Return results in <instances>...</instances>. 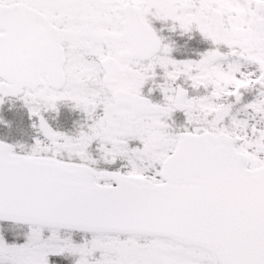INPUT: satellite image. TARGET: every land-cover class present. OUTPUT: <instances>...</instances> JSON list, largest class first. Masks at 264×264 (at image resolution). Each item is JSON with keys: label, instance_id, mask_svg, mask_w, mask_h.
I'll list each match as a JSON object with an SVG mask.
<instances>
[{"label": "snow or ice", "instance_id": "snow-or-ice-1", "mask_svg": "<svg viewBox=\"0 0 264 264\" xmlns=\"http://www.w3.org/2000/svg\"><path fill=\"white\" fill-rule=\"evenodd\" d=\"M209 5L256 23L234 44L210 19L173 14ZM149 17L171 19L182 35L195 27L216 47L176 60ZM220 46L238 60L225 67ZM247 64L258 74L241 71ZM157 68L163 82L148 92L159 89L161 103L142 94ZM181 77L206 94L189 96ZM252 88L264 90V0H0V105L21 99L43 137L25 155L0 142V264L64 253L77 264H264V91L239 110L249 119L232 114ZM67 101L86 116L75 136L44 116ZM176 111L186 116L180 131L167 122ZM95 141L106 164H126L95 167ZM5 223L27 224L26 242L7 244ZM62 227L94 235L75 244Z\"/></svg>", "mask_w": 264, "mask_h": 264}, {"label": "rangeland", "instance_id": "rangeland-1", "mask_svg": "<svg viewBox=\"0 0 264 264\" xmlns=\"http://www.w3.org/2000/svg\"><path fill=\"white\" fill-rule=\"evenodd\" d=\"M219 10L224 13L225 15V22L226 26L223 31H216L214 25V30L217 35H223L224 37L230 38L231 42L234 44H240V40L236 39V37L241 36L242 32L244 31V26L248 25L251 26L256 23V19L249 14H246L244 11L234 8L229 5H218L215 8H212L210 5L207 9H198L195 13L191 11H186L183 8L177 9L174 15L177 18H190L194 21L200 22L203 20H209L210 17L207 15L208 11H216ZM247 17V18H246ZM152 26L156 25L158 30L157 34L162 39L164 44H169L172 46L173 51L171 56L176 60H199L201 58V54L215 48L216 46L211 43L210 40H206L195 27L193 28L191 33L181 34V30L177 27L175 31H173V21L171 19L168 20H160L149 17ZM156 30V29H155ZM183 37L185 39H181ZM189 40V41H188ZM193 40V41H192ZM198 50L197 47H200ZM254 46V45H250ZM192 48L194 51L192 52ZM220 50L225 54L224 65L227 66L228 63L233 61H237L238 57H233L228 55L229 49L226 46H220ZM241 64L244 62L239 60ZM241 71L247 72H257L258 74V66L254 64H247L241 68ZM157 77L155 82L149 80L142 89V94H145L149 88H155L156 84L163 82V73L162 70L157 68ZM178 82L183 83L186 87H190L191 81L185 82V78L181 77V79L177 80L175 83ZM256 91V94H255ZM260 89H248L244 90L241 89L242 92V100L239 104H235L232 109V114L237 115L238 120L249 119V116H246L243 111H239L243 108L244 104L253 102L257 96L260 95ZM154 98L163 101V95L156 89L152 93H150ZM206 94V90L204 88L193 89L191 88V95L190 96H202ZM257 95V96H255ZM252 97V98H249ZM226 102H234V97L232 98H224ZM63 105V106H62ZM57 111H49L44 113L47 116L48 121L53 125H55L56 131H60L65 133L66 135L75 136L78 135L81 125L85 124L86 116L83 112L79 109L75 108L72 101L67 102H58L57 104ZM97 115H101L102 111H98ZM239 111V112H238ZM79 121L78 128H75L72 131H65L64 129L68 128L66 125L73 120ZM0 120H3L4 123H0V140L6 141L8 145L13 146L14 152L17 154H28L31 152L32 146L35 144L36 139H42V134L38 132L37 128H34L32 125L35 118L30 119L28 109L24 106L23 101L21 99H17L15 102L6 101L3 105H0ZM33 120V121H32ZM171 127L177 128V131L183 129L186 123V116L181 114L180 116L176 117L172 115L171 119L167 121ZM251 122V121H250ZM226 123H230V120L226 119ZM53 125V126H54ZM264 127V120H261L260 125ZM258 126V127H259ZM172 128V129H174ZM176 130V129H174ZM138 141H130L131 147H136L138 145ZM21 145L23 147H21ZM89 151L93 159L98 161L97 165H95L99 169H109L112 170V167H121L123 164H126V161L117 160L114 164H106L103 160L100 159L101 151L100 147L98 146V141L93 142L90 146ZM126 170V169H125ZM3 238L5 242L9 245L16 244L22 245L26 242L27 233L30 231L28 225H19V224H8L5 223L3 226ZM58 233L61 239H71L75 244H83L85 241H90L93 237L91 233H77L72 232L70 230H61L58 229ZM51 235V231L49 228L45 227L42 231L43 238H47ZM61 256L62 258H58ZM55 256L49 255L48 260L49 264H77V260L79 259L78 256H74L68 253H64L62 255ZM100 252L97 251L93 254L92 259H99Z\"/></svg>", "mask_w": 264, "mask_h": 264}, {"label": "water", "instance_id": "water-1", "mask_svg": "<svg viewBox=\"0 0 264 264\" xmlns=\"http://www.w3.org/2000/svg\"><path fill=\"white\" fill-rule=\"evenodd\" d=\"M222 19H223V16H222V14L220 13V12H214L213 14H212V18H211V20H212V22L215 24V26H216V28L218 29V30H221V29H223V26H224V24H223V22H222ZM63 228V227H62ZM64 229V228H63ZM67 229H69V228H67ZM72 230H75V229H72ZM77 230H80V229H77ZM82 231H84V230H82Z\"/></svg>", "mask_w": 264, "mask_h": 264}, {"label": "flooded vegetation", "instance_id": "flooded-vegetation-1", "mask_svg": "<svg viewBox=\"0 0 264 264\" xmlns=\"http://www.w3.org/2000/svg\"><path fill=\"white\" fill-rule=\"evenodd\" d=\"M190 89H191V88H190ZM145 96L148 97L149 100H151L153 103H161V102H162V101H159V100L154 101V100L151 98L152 96H151L150 94H146ZM98 111H102V109H99ZM179 112H180V111H176L175 113H173V115H175V116L177 115V117H178V116L181 115V114H179ZM97 113H98V112H97ZM32 121H33V120H32Z\"/></svg>", "mask_w": 264, "mask_h": 264}, {"label": "trees", "instance_id": "trees-1", "mask_svg": "<svg viewBox=\"0 0 264 264\" xmlns=\"http://www.w3.org/2000/svg\"><path fill=\"white\" fill-rule=\"evenodd\" d=\"M188 36H193V35H189V34H187ZM181 39H185V38H183V37H180ZM189 41V40H188ZM193 41V40H192ZM199 48H201V46L200 47H197V49L200 51V50H202V49H199ZM192 52L194 51V48H192V50H191Z\"/></svg>", "mask_w": 264, "mask_h": 264}]
</instances>
